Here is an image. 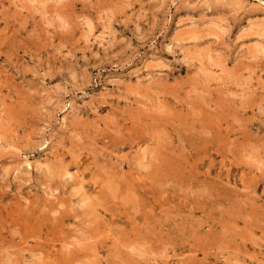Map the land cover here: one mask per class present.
Masks as SVG:
<instances>
[{
	"label": "rangeland",
	"instance_id": "374dc122",
	"mask_svg": "<svg viewBox=\"0 0 264 264\" xmlns=\"http://www.w3.org/2000/svg\"><path fill=\"white\" fill-rule=\"evenodd\" d=\"M0 214V264H264V0H0Z\"/></svg>",
	"mask_w": 264,
	"mask_h": 264
},
{
	"label": "bare ground",
	"instance_id": "6f19581e",
	"mask_svg": "<svg viewBox=\"0 0 264 264\" xmlns=\"http://www.w3.org/2000/svg\"><path fill=\"white\" fill-rule=\"evenodd\" d=\"M3 105H4V104H3ZM1 106H2V105H1ZM166 107H167V106H166ZM2 108H3V107H2ZM192 108H193V107H192ZM192 108H191V109H192ZM199 110H200V109H199ZM197 111H198V110H197ZM153 112H154V111H153ZM197 113H198V112H197ZM21 114H22V113H21ZM21 114H20V115H21ZM191 114H192V113H191ZM199 114H200V113H199ZM193 115H194V114H193ZM165 117H166V116H165ZM197 117H199V116H197ZM16 120H17V119H16ZM200 120H201V119H200ZM199 123H200V122H199ZM224 124H225V123H224ZM158 129H159V128H158ZM160 130H161V129H160ZM160 130H159V131H160ZM202 130H203V129H202ZM199 132H200V131H199ZM204 132H205V131H204ZM209 133H210V132H209ZM161 134H162V133H161ZM168 135H169V134H168ZM205 135H206V133H205ZM161 137H162V136H161ZM170 144H171V143H170ZM163 151H164V150H163ZM168 151H169V150H168ZM170 152H171V151H170ZM181 153H182V152H181ZM174 154H175V153H174ZM174 154H173V155H174ZM181 155H182V154H181ZM181 155H180V156H181ZM166 157H167V156H166ZM177 157H178V155H177ZM108 160H109V158H108ZM179 162H180V161H179ZM112 165H113V164H112ZM64 171H66V170H64ZM77 172H78V171H77ZM65 173H66V172H65ZM52 174H54V173H52ZM72 174H73V173H72ZM67 176H70V175H67ZM80 176H81V175H80ZM153 176H154V175H153ZM78 179H79V178H78ZM152 179H153V178H152ZM153 180H154V179H153ZM168 181H169V180H168ZM87 182H88V181H87ZM87 182H86V183H87ZM162 183H163V182H162ZM171 183H172V182H171ZM174 183H175V182H174ZM176 183H177V182H176ZM180 183H181V182H180ZM66 184H67V183H66ZM89 185H90V184H89ZM92 185H93V184H92ZM159 185H160V184H159ZM167 185H168V184H167ZM171 185H172V184H171ZM176 186H177V185H176ZM178 186H179V185H178ZM166 187H167V186H166ZM84 188H85V187H84ZM189 188H190V187H189ZM208 188H209V187H208ZM175 189H176V188H175ZM89 190H90V189H89ZM178 190H179V189H178ZM90 191H91V190H90ZM90 191H89V193H92V192H90ZM89 193H88V194H89ZM95 193H96V192H95ZM180 193H181V192H180ZM86 194H87V193H86ZM174 194H175V193H174ZM181 194H182V193H181ZM68 195H69V194H68ZM86 196H87V195H86ZM213 196H214V195H213ZM215 197H216V196H215ZM64 198H65V197H64ZM131 198H132V197H131ZM94 199H95V198H94ZM213 199H214V198H213ZM144 200H145V199H144ZM54 201H55V200H54ZM245 203H246V202H245ZM56 204H57V203H56ZM44 205H45V204H44ZM88 205H89V204H88ZM246 205H247V204H246ZM80 206H81V205H80ZM214 207H215V206H214ZM64 208H65V207H64ZM216 209H217V208H216ZM26 210H27V209H26ZM214 210H215V209H214ZM24 211H25V210H24ZM188 213H189V212H188ZM38 214H39V213H38ZM57 214H58V213H57ZM0 215H1V214H0ZM103 216H104V215H103ZM39 217H41V216H39ZM37 218H38V217H37ZM51 220H52V219H51ZM55 220H56V219H55ZM16 221H17V220H16ZM115 221H116V220H115ZM53 224H54V223H53ZM83 224H84V223H83ZM37 225H38V224H37ZM257 225H258V224H257ZM60 226H61V225H60ZM112 228H113V227H112ZM117 228H118V227H117ZM220 229H221V228H220ZM110 230H111V229H110ZM58 231H59V230H58ZM215 231H216V230H215ZM108 234H109V233H108ZM112 234H113V232H112ZM49 235H50V234H49ZM81 235H82V234H81ZM51 236H52V235H51ZM100 236H101V235H100ZM48 238H50V237L48 236ZM131 238H132V237H131ZM209 238H210V237H209ZM29 239H30V238H29ZM52 239H53V238H52ZM61 239H62V238H61ZM1 240H2V239H1ZM59 240H60V239H59ZM53 241H54V240H53ZM3 242H4V241H3ZM78 243H79V242H78ZM206 243H207V242H206ZM54 244H55V243H54ZM51 245H52V244H51ZM124 245H125V244H124ZM126 245H127V244H126ZM181 245H182V244H181ZM128 246H129V245H128ZM131 246H132V245H131ZM145 246H146V245H145ZM169 246H170V245H169ZM42 247H43V246H42ZM50 247H52V246H50ZM104 247H105V246H104ZM129 247H130V246H129ZM136 247H138V246H136ZM136 247H134L133 249H136ZM3 248H4V247H3ZM3 248H2V249H3ZM52 248H53V247H52ZM52 248H51V249H52ZM57 248H58V246H57ZM57 248H56V249H57ZM146 248H147V247H146ZM43 249H44V248H43ZM49 249H50V248H49ZM51 249H50V250H51ZM128 249H129V248H128ZM130 249H131V248H130ZM143 249H144V248L140 249V252H142L141 250H143ZM3 250H4V249H3ZM3 250H2V251H3ZM21 250H22V248H21ZM147 250H148V248H147ZM137 251H139V250H137ZM137 251H136V252H137ZM149 251H150V250H149ZM54 253H55V252H54ZM59 253H60V252H59ZM59 253H57V254H59ZM137 253H138V252H137ZM66 254H67V253H66ZM138 254L141 255V253H138ZM138 254H137V255H138ZM142 254H143V253H142ZM12 255H13V254H12ZM67 255H68V254H67ZM116 256H117V255H116ZM148 256H149V255H148ZM3 257H4V256H3ZM57 257H58V256H57ZM139 257H140V256H139ZM65 258H66V257H65ZM141 258H142V257H141ZM146 258H148V257L145 256V259H146ZM0 259H1V258H0ZM4 259H5V258H4ZM55 259H56V258H55ZM64 260H65V259H64ZM8 261H9V260H8ZM61 262H62V261H61ZM0 263H1V262H0ZM43 264H44V263H43Z\"/></svg>",
	"mask_w": 264,
	"mask_h": 264
}]
</instances>
